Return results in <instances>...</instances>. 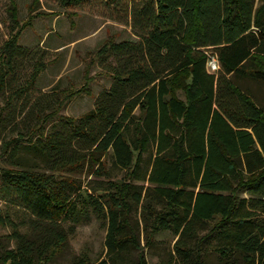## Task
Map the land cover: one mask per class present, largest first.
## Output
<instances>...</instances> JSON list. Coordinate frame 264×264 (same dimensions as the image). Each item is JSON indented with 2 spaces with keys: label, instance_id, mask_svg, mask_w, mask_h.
<instances>
[{
  "label": "trees",
  "instance_id": "1",
  "mask_svg": "<svg viewBox=\"0 0 264 264\" xmlns=\"http://www.w3.org/2000/svg\"><path fill=\"white\" fill-rule=\"evenodd\" d=\"M82 1L61 3L69 8ZM132 2L141 6L138 40H108L97 49V61L112 56L116 65L106 71L112 83L94 107L78 118L58 116L64 91H55L56 108L37 116L29 130L37 132L51 160H59L53 171L88 160L98 164L103 185L88 191L54 172L1 167L0 198H10L50 228L36 237L17 232L15 247L2 253L0 264L49 263L66 242L60 223L87 218L88 207L105 215L108 259L119 264L115 259L130 247L141 248L129 227L131 204L139 207L144 244L169 230L180 264H204L202 246L212 236L224 241L214 249L219 264H264V104L231 80L264 83V0ZM20 49L13 36L0 49V93L12 74V53ZM212 56L218 64L214 72L206 65ZM45 66L34 63L9 103L34 87ZM173 81L182 87L184 100L172 94ZM79 91L89 93L86 85ZM52 117L63 120L76 139L89 142L86 160L65 155L54 135L43 133L42 125ZM9 143L1 146L2 153ZM109 151L111 165L124 172L120 179L110 177L103 163ZM8 224L0 215V225ZM200 224L208 226L202 235ZM188 238L196 248L189 247ZM71 264L89 262L82 253ZM137 264H145L140 254Z\"/></svg>",
  "mask_w": 264,
  "mask_h": 264
},
{
  "label": "rangeland",
  "instance_id": "2",
  "mask_svg": "<svg viewBox=\"0 0 264 264\" xmlns=\"http://www.w3.org/2000/svg\"><path fill=\"white\" fill-rule=\"evenodd\" d=\"M140 10V4L133 7L132 0L114 3L83 0L69 8L63 7L61 0H0V49L11 36L16 37L21 47L12 53V74L0 93V168L15 164L32 171L54 172L88 191L93 186L103 185L104 176L96 174L99 171L98 164L88 160L77 167L53 171L60 166L59 160H51L46 148L37 140V132L33 130V135H30L29 130L37 125V116L56 108L55 91H64L56 110L58 116L78 118L94 107L99 93L112 83L106 71H111L116 65L112 56L97 61L96 51L108 40L137 41L135 34L141 31L142 25L136 12ZM121 57L124 59L126 56ZM37 60L46 63V66L34 87L9 103L13 91L29 76ZM231 80L248 91L257 104H264V83L239 77H231ZM175 82L171 84L172 94L184 100V91L181 86H173ZM85 85L89 93H75ZM42 126L44 134L54 135L60 145L67 149L65 155H78L87 159L89 142L76 139L63 120L52 117ZM29 139L33 145H30ZM7 141H10L9 146L2 153L1 146ZM110 153L107 152L103 163L110 177L120 179L124 172L111 165ZM239 195L245 193L240 192ZM138 209V206L131 204L129 227L141 248L130 247L122 258L115 260L119 264H137L140 254L145 264H180L172 249L176 237L169 230L158 231L150 244H144L145 232ZM0 215L9 219L8 225H0V256L5 250L15 247L17 232L36 237L40 233H47L50 228L47 222L37 220L8 197L0 198ZM197 228L200 235L208 230L206 224H200ZM59 229L66 234V242L47 264H71L82 253L87 256L89 264L102 261L112 264L105 245L107 220L102 212L96 213L88 207L87 218L77 222L62 221ZM124 232H130L128 227L124 228ZM186 243L196 248L194 238H188ZM223 244L224 241L218 236H212L204 242V264H219L214 249Z\"/></svg>",
  "mask_w": 264,
  "mask_h": 264
},
{
  "label": "built area",
  "instance_id": "3",
  "mask_svg": "<svg viewBox=\"0 0 264 264\" xmlns=\"http://www.w3.org/2000/svg\"><path fill=\"white\" fill-rule=\"evenodd\" d=\"M206 65H207L208 70L211 72H214L218 69L217 60L213 56L208 57Z\"/></svg>",
  "mask_w": 264,
  "mask_h": 264
}]
</instances>
